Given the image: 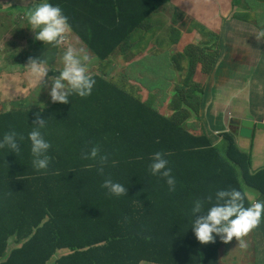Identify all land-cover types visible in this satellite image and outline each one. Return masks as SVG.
I'll list each match as a JSON object with an SVG mask.
<instances>
[{
    "label": "trees",
    "instance_id": "trees-1",
    "mask_svg": "<svg viewBox=\"0 0 264 264\" xmlns=\"http://www.w3.org/2000/svg\"><path fill=\"white\" fill-rule=\"evenodd\" d=\"M167 3L112 5V17L104 22L90 12L61 8L92 64L98 59L108 66L129 35L149 25L146 19ZM121 8L129 22L121 21ZM121 30L124 37L118 36ZM53 51L59 53V46L46 44L45 56L53 59ZM96 71L101 73L93 75L87 97L73 94L68 103L0 108V137L11 130L24 137L16 154L0 149V264H227L222 251L229 241L200 244L190 227V207L194 199L225 188L238 189L245 206L264 200L253 192L264 197V169L252 172L250 155L232 133L223 135L222 152L206 133L189 132L187 118L199 115L202 97L193 104L182 98L189 111L166 116L110 78L107 69ZM34 114L46 120L42 131L51 144L46 171L31 163L27 133ZM94 145L115 161L103 174L95 161L81 158ZM155 151L166 155L175 191L148 171ZM105 177L124 184L126 194L107 195L100 186Z\"/></svg>",
    "mask_w": 264,
    "mask_h": 264
},
{
    "label": "rangeland",
    "instance_id": "rangeland-1",
    "mask_svg": "<svg viewBox=\"0 0 264 264\" xmlns=\"http://www.w3.org/2000/svg\"><path fill=\"white\" fill-rule=\"evenodd\" d=\"M120 5L121 0H113L114 7L119 8ZM222 8L223 11H229L230 13L228 17L223 16L222 21L217 22L212 29L199 22L194 23L189 19L184 23L177 22L169 25L168 32H160L161 27L155 28L152 32H149L150 30L135 31L131 35V47L123 55L125 57L121 58V78L125 79V82L128 81L134 84L145 99L150 89L157 88L165 96L172 95L173 92L179 100L184 98L192 104L198 98H201L207 83L212 85L220 79L221 85L217 87L214 95L215 100L221 99L218 108L223 107V99L226 98L224 93L236 87L237 82L239 88L246 85L247 90L245 97L239 98L238 103H242V107H247L249 104L262 105L263 111L260 115L263 117L264 85L259 81H253V86H251L249 76L252 74L256 75V73L247 72L248 77L246 80L244 71L246 47L250 42L241 39V37L236 40V37L251 29H257L262 36V40H259V43L264 42V0H232L230 2L224 0ZM164 10L163 8L154 13L150 20ZM176 20H181L180 14H177ZM149 25L151 24L149 23ZM184 28L190 32L197 30L203 39L200 42L184 40L182 36ZM223 37L225 45L222 44L221 47L222 57L217 59ZM64 45L65 48L71 46V42L68 41ZM63 52H61L59 61H62ZM27 59L28 56L24 54H16L12 55V62H8L9 60L6 58L5 61H1V79L10 78L14 81L18 76L25 77V72L20 69L21 66L27 64ZM93 65L95 67L91 68L92 71H96L97 68L111 70L109 69L110 65L101 64L98 59L94 61ZM54 70L56 69H51L50 73ZM29 79L31 82L30 86L23 88L17 84L10 85L6 87L8 93L3 92L0 87V108L7 110L14 106L36 105L42 90L46 92L43 101H48L44 104L49 103L51 100L48 92L51 81L47 80L46 86L44 88L40 87L39 91L35 88L36 82L34 78L30 76ZM192 90H194L193 95L191 94ZM19 93H21L22 98L27 97L31 102L17 98L20 97ZM250 99L253 103L250 102ZM208 100L207 97L203 108ZM231 105L234 106L232 102ZM192 118L190 117L189 120ZM202 120L204 121L205 118H202ZM187 128L196 135L205 133L203 125L198 121L187 123ZM218 130L220 129L216 128L213 132L217 131L216 133H218ZM249 192L251 193L252 191L249 190ZM253 192L257 193L255 190ZM254 238L256 239L253 231L242 237V240L247 245L244 248L245 258L242 264H254L252 258L257 256L254 253V246L258 247V244L255 245ZM12 247L13 243L11 242L9 248ZM233 248H240L239 241L231 240L224 246L222 251V254L225 255L224 261H228V253ZM233 260L236 261L235 258ZM142 264L152 263L143 262Z\"/></svg>",
    "mask_w": 264,
    "mask_h": 264
},
{
    "label": "crops",
    "instance_id": "crops-1",
    "mask_svg": "<svg viewBox=\"0 0 264 264\" xmlns=\"http://www.w3.org/2000/svg\"><path fill=\"white\" fill-rule=\"evenodd\" d=\"M4 1V2H3ZM2 0L0 2V62L5 61V58L9 61L12 60V55L24 54L26 56L44 58L45 54V45L41 41L34 39V33L29 28L27 24L25 13L28 12L36 3H39L40 0ZM64 3H60V7L68 6L70 11L73 13L80 12L82 14L88 15L96 14V18L100 22L109 20L112 17V5L113 0H63ZM224 0H168L165 10L154 16H149L145 24L147 25L141 30L149 32L154 31L155 28H160V32H168V26L174 23H184L187 20H191L194 23L199 22L209 29H212L217 22H221L223 16L228 17L229 11H223L222 2ZM232 1V0H227ZM156 0H121V7L132 8L134 6H141V8L151 6ZM228 5V4H227ZM230 7V6H229ZM80 13H77L80 15ZM180 14L181 20L177 21L176 16ZM157 15V14H155ZM234 18V17H233ZM130 16L124 9L121 8V21L129 22ZM132 23V21L130 22ZM152 28V29H151ZM129 35L128 42L121 49V52L113 54L109 59L110 66L107 72L110 78L117 79L121 82L127 90L137 93L143 102L149 103L153 108L158 110L161 114L166 116H172L175 111V115L179 113H185L189 110L184 106L182 98L179 100L175 94L172 92V95L165 96L162 91L157 88L150 89L147 93V98H143L141 93L138 92V88L131 82H125L121 78V58H124L125 53L131 47V35ZM124 37V31L121 30V35ZM182 36L184 40L188 41H198L200 42L203 37L197 30H192L190 32L188 29L184 28L182 31ZM241 39L249 41L250 44L246 47L245 52V76L246 80L248 77L247 72L256 73V75L249 76L251 81L250 85L253 86V81L261 82L264 85V42L259 43V40H262L260 31L257 29H251L246 31L244 34L236 37V40ZM67 41L71 42V47L77 50H82L81 54L85 55L88 59L86 61V70L88 73L94 72L91 68L94 66L92 64L94 58H91L92 55L89 54L88 50L80 44L79 37L75 30L71 27V30L66 34ZM175 52V51H173ZM221 53V49H219ZM5 57V58H4ZM59 62L58 70L63 67L62 61ZM3 64V63H2ZM95 67V66H94ZM21 71H24L26 76H18L14 81L10 78L1 79L0 77V87L3 89V92H8L6 87L10 85H19L20 87H28L31 82L29 77L31 76L27 69L24 66H21ZM58 74V71H57ZM261 74V75H260ZM248 82V81H247ZM219 83V84H218ZM208 84V83H207ZM205 91L201 94L202 102L204 103L206 97H208V102L205 104V107L200 109L198 116L191 115L187 118L188 123L192 121H198L203 125L205 132L208 136L213 131L218 128L219 132L228 130L231 128V123L233 120H252L258 121L264 119L260 113L263 111V106H258L254 104H249L247 107L243 106L242 103H238L239 98H244L246 95V85L239 88L238 83L236 82V87L231 88L229 91L224 93L226 97L223 99V107L218 108V105L221 99H214V95L217 91V87L221 85V81L212 85H207ZM46 86V76L44 77V82L41 84L36 83L35 88L40 91V87ZM140 93V94H139ZM249 93V92H248ZM21 94V93H20ZM25 94V92H24ZM46 92L41 91V96L38 98H43ZM25 97V96H24ZM205 97V98H204ZM244 101V100H242ZM231 102L234 106L231 105ZM250 102L253 103L250 99ZM179 105V106H178ZM204 106V105H203ZM190 117H193L189 120ZM199 118L201 121H199ZM202 118H205L203 121ZM223 128V130H221ZM217 132V131H216ZM215 132V133H216ZM194 134V133H193ZM196 135V134H194ZM216 143H220V140H214ZM238 145L240 149L250 153L252 156V172H259L261 169H264V129L260 127H254L253 129V138L247 139L241 136L237 138ZM256 237L255 245L258 244V247L255 248V258H252L254 264H258V254L261 251V248L264 247V224L263 226L254 232ZM240 247V245H239ZM236 259L234 261L233 259ZM245 254L244 249L233 248L228 253V262L227 264H242L244 261ZM251 260V259H250ZM221 264H224L223 262Z\"/></svg>",
    "mask_w": 264,
    "mask_h": 264
},
{
    "label": "clouds",
    "instance_id": "clouds-1",
    "mask_svg": "<svg viewBox=\"0 0 264 264\" xmlns=\"http://www.w3.org/2000/svg\"><path fill=\"white\" fill-rule=\"evenodd\" d=\"M25 16L29 28L34 33L35 40L41 41L45 47L47 44L59 46L60 49L59 53L56 51L52 52L51 57L53 56V59L46 57L45 54V60L40 59V55L28 57L27 64L24 67L34 78L35 82L41 86L45 76L46 83L47 80L51 81L48 94L52 102L68 103L69 97L73 94L80 97L89 96L95 84L93 75L101 73V71L88 73L86 70V61L88 58L81 54L82 50L74 49L71 46L65 48L64 43L68 42L66 34L71 30V25L60 5L50 2V0H40L39 3H36L25 13ZM222 44L225 45L224 37L221 40L219 49H221ZM61 52H63L61 57L63 67L58 70V61ZM217 57L221 58L222 54L218 53ZM51 69L56 70L50 73ZM18 95L20 97H16L20 100H29L27 97L22 98L20 93ZM43 98H40L36 105L44 102ZM29 101L31 102V100ZM185 107L187 108V106ZM34 115H36V120L33 123L34 127L27 133L32 158L31 163L34 169L46 171L51 160L48 154L51 144L45 138L42 131L46 126V120L45 118H41L39 114ZM199 121H201L200 118ZM242 121L252 123L251 137L247 139L253 138L254 127L264 129V119L258 121L233 120L230 129L218 133H211L209 138L212 140L213 146L219 147L224 152L226 146H219V144L223 141V135L230 133L235 136L236 144L238 145L237 138L241 136L240 130L243 128L241 125ZM186 122L188 123V121ZM189 132L192 133L190 130ZM23 139L24 137L15 130L5 132L0 137V149L6 148L8 152L16 154L20 151V141ZM215 139L220 140V143H216L214 141ZM248 154L252 160L251 154ZM81 158L95 161L97 164L96 170L100 174H103L105 165L108 163L115 164L114 160L110 161L109 154L103 153L100 147L95 145L87 152H82ZM168 164L169 161L166 155L161 151H155L151 154L147 168L152 175L162 177L167 185L168 191L172 192L175 191L177 181ZM100 186L110 196L119 197L125 195L127 192L124 184L113 180L111 177H105ZM254 194H256L258 199L264 198L261 193L257 192ZM206 204H208L207 207H205ZM189 216L191 230L195 239L200 244L214 242L218 238L223 242L230 240L239 241V249H244L247 245L242 240V237L251 231L254 232V229L257 231V227L264 224V200H256L248 206H245V198L238 189H217L214 195L194 199L189 210ZM257 260L258 264H264V247L261 248Z\"/></svg>",
    "mask_w": 264,
    "mask_h": 264
},
{
    "label": "water",
    "instance_id": "water-1",
    "mask_svg": "<svg viewBox=\"0 0 264 264\" xmlns=\"http://www.w3.org/2000/svg\"><path fill=\"white\" fill-rule=\"evenodd\" d=\"M241 125L243 128L240 130V135L244 138H250L251 137V131H252V123L242 121Z\"/></svg>",
    "mask_w": 264,
    "mask_h": 264
}]
</instances>
